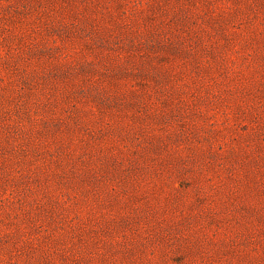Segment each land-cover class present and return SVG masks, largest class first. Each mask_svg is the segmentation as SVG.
Here are the masks:
<instances>
[{
	"label": "rangeland",
	"instance_id": "rangeland-1",
	"mask_svg": "<svg viewBox=\"0 0 264 264\" xmlns=\"http://www.w3.org/2000/svg\"><path fill=\"white\" fill-rule=\"evenodd\" d=\"M0 264H264V0H0Z\"/></svg>",
	"mask_w": 264,
	"mask_h": 264
}]
</instances>
